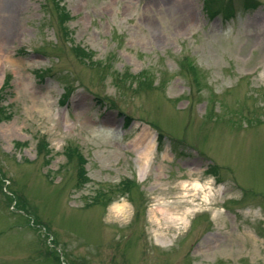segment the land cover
Here are the masks:
<instances>
[{"label": "rangeland", "instance_id": "rangeland-1", "mask_svg": "<svg viewBox=\"0 0 264 264\" xmlns=\"http://www.w3.org/2000/svg\"><path fill=\"white\" fill-rule=\"evenodd\" d=\"M0 264H264V0H0Z\"/></svg>", "mask_w": 264, "mask_h": 264}, {"label": "bare ground", "instance_id": "bare-ground-1", "mask_svg": "<svg viewBox=\"0 0 264 264\" xmlns=\"http://www.w3.org/2000/svg\"><path fill=\"white\" fill-rule=\"evenodd\" d=\"M153 139H151V142L145 140L143 142H140V145L142 147L140 156L144 161H148L150 158V155L152 154V144H153ZM202 189L201 187L196 186L195 190H199ZM126 203H122V204H115L114 205V209L115 211L119 214L122 215L125 211H126ZM171 207H164V206H157L156 211L154 212V216L157 218L158 213H162L163 215H166L169 217L170 220H172L174 223L178 224L180 222H184L185 221V215L190 212L189 209H187V212L185 211V213H180L179 215H175L174 213L171 212ZM185 214V215H184Z\"/></svg>", "mask_w": 264, "mask_h": 264}]
</instances>
